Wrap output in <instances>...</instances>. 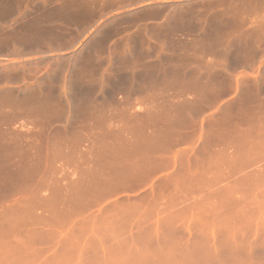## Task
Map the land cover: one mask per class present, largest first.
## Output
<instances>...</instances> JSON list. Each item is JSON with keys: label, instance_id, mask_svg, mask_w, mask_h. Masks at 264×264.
I'll use <instances>...</instances> for the list:
<instances>
[{"label": "crops", "instance_id": "obj_1", "mask_svg": "<svg viewBox=\"0 0 264 264\" xmlns=\"http://www.w3.org/2000/svg\"><path fill=\"white\" fill-rule=\"evenodd\" d=\"M0 12L14 13L0 21L9 45L0 68L14 72V91L25 90L23 71L52 45L75 60L104 44L103 68H88L80 73L86 81L63 89L103 98L44 100L14 124V139L40 141L24 170L41 172L42 185L142 188V195L154 188L155 199L264 187V0H0ZM129 91L151 94L111 98ZM233 124H248L253 135L224 137L223 125ZM125 150L136 162L122 170ZM77 198L56 197V210L69 217L92 200Z\"/></svg>", "mask_w": 264, "mask_h": 264}, {"label": "rangeland", "instance_id": "obj_2", "mask_svg": "<svg viewBox=\"0 0 264 264\" xmlns=\"http://www.w3.org/2000/svg\"><path fill=\"white\" fill-rule=\"evenodd\" d=\"M13 18L14 13L0 12L5 25ZM8 46V40L0 38L1 65L8 61ZM52 46L54 52L29 61L22 73L29 81L25 90H12L9 79L14 72L9 77L8 70L0 68V264H264L263 186L192 189V199H155L154 188L143 196L138 193L142 188L46 187L41 172L24 170L30 155L39 153L34 144L40 141L13 138L21 113L41 110L44 100L87 94L103 98V93L63 89L66 83L86 81L80 73L88 68H103L104 44L96 43L75 60L65 58L71 51ZM147 94L113 92L111 98ZM167 95L160 93V98ZM19 100L34 104L15 107ZM223 126L224 137L253 135L247 133L248 124ZM229 126L234 130H227ZM86 143L99 147V141ZM124 152L117 157L118 167H135L136 157ZM104 179L105 172L96 174L97 182ZM71 195L92 200L82 212L65 217L56 210L55 199Z\"/></svg>", "mask_w": 264, "mask_h": 264}, {"label": "bare ground", "instance_id": "obj_3", "mask_svg": "<svg viewBox=\"0 0 264 264\" xmlns=\"http://www.w3.org/2000/svg\"><path fill=\"white\" fill-rule=\"evenodd\" d=\"M81 198V197H80ZM78 199V198H77Z\"/></svg>", "mask_w": 264, "mask_h": 264}]
</instances>
